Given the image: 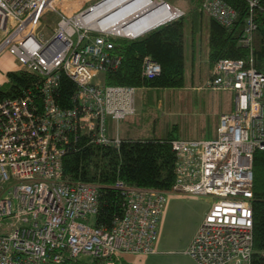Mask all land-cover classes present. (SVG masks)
Returning <instances> with one entry per match:
<instances>
[{
    "label": "built area",
    "instance_id": "2783aa9c",
    "mask_svg": "<svg viewBox=\"0 0 264 264\" xmlns=\"http://www.w3.org/2000/svg\"><path fill=\"white\" fill-rule=\"evenodd\" d=\"M67 1L0 0V59L7 53L16 71L41 77L39 100L29 93L0 101V264H65L82 256L116 264L124 256L154 254L173 192L213 198L185 251L192 260L251 264L253 158L264 151V73L253 58L218 61L207 89L233 91L235 99L234 111L220 116L217 138L172 140L177 157L172 189L118 181L113 189L125 196L124 215L111 229L96 227L100 186L66 181L63 158L80 136L120 147L122 138L109 136L108 124L136 113L137 88L105 85L100 78L120 64L111 38L131 37L96 27L86 20L89 8L72 11ZM245 1L250 8L260 5ZM202 9L225 27L238 18L224 0H205ZM49 11L58 17L47 35L41 27ZM256 30L249 17L239 43L252 50ZM160 72L159 64L145 59L146 78ZM61 74L78 86L72 108H61L54 97Z\"/></svg>",
    "mask_w": 264,
    "mask_h": 264
},
{
    "label": "trees",
    "instance_id": "16d2710c",
    "mask_svg": "<svg viewBox=\"0 0 264 264\" xmlns=\"http://www.w3.org/2000/svg\"><path fill=\"white\" fill-rule=\"evenodd\" d=\"M175 6L171 0H162ZM186 1V0H184ZM205 0H187L184 15L135 38L113 37V55L120 58L117 68L102 77L109 86H128L137 89H179L184 86V28L185 17H198L205 12ZM238 13L235 24L225 27L212 18L209 38V61L213 67L222 59L250 61L264 73V0L257 8H250L245 0H224ZM182 8V7H181ZM252 17L257 24L252 50L239 40L246 20ZM195 20V21H196ZM146 58L159 64L161 72L153 78L143 75ZM7 81L0 85V101L32 94L40 99L41 77L26 71L8 72ZM78 86L67 75L61 74L54 94L57 104L64 109L74 106ZM37 100V102H38ZM122 139L119 148L92 144L86 137L72 139L63 158L64 179L68 182L93 183L100 186L99 209L94 218L96 227L111 229L124 215L125 196L113 186L121 181L135 188L170 191L176 182L177 157L172 140ZM253 256L251 264H264V151L253 158ZM69 261L65 264H78ZM90 264H99L90 262ZM104 264V263H100Z\"/></svg>",
    "mask_w": 264,
    "mask_h": 264
},
{
    "label": "crops",
    "instance_id": "0c3cea01",
    "mask_svg": "<svg viewBox=\"0 0 264 264\" xmlns=\"http://www.w3.org/2000/svg\"><path fill=\"white\" fill-rule=\"evenodd\" d=\"M73 1L78 2L79 0ZM100 1L101 0L96 2L93 0H84L81 7H83L84 4H87L85 9H88ZM205 15H207V19L205 18ZM57 17L58 16L56 15V18ZM187 17L189 18V21L192 19L193 22L191 25V34L188 32L189 28H187L186 24L184 28V86L179 89H137L136 113L120 122L123 125L121 129L119 128L120 123L117 125L115 122L109 121V136L115 137V135L118 134L120 138L129 140H143L151 138L163 139L168 137L181 139L180 134H174L176 127L174 125L175 121H170L168 118L175 110L176 105L165 109L163 103L164 101H162L166 93L175 91L173 93H182L181 103L182 101L184 102V98L190 99L193 103H196L201 100L200 97L203 95H210L209 102L216 106L217 110L212 112V116L211 113L201 114L200 112L198 114V112L195 111L198 115H196L197 118L207 117L210 121H208L207 132H205L206 128L197 129V131H199L204 138L194 139L204 140L217 138L220 116L234 111L235 93L233 91L215 92L207 89V82L212 77L213 67L209 61V41L205 42L202 34L204 29L208 28L210 36L212 18L208 13L203 12L197 20L195 16H186L184 23L187 21ZM199 30L201 31L200 37H198ZM9 56L6 57L11 58V56ZM9 61L10 59H8L7 62L5 61L6 63L0 62V74H2L0 75V85L7 80L6 75L8 72L16 71L15 68L17 67H11ZM183 106L184 105H182V108H179L178 111L180 109L182 111ZM197 122L203 126L205 125L203 122L198 120ZM206 134H208V137H205ZM212 201L213 198H202L177 192L170 193L160 225L159 237L156 244V253L146 256L145 263L157 264L160 262L161 264H164L167 263V260L176 259V257L179 256V252H181V254L183 252L184 254L200 224L209 212ZM173 212L174 214L172 215ZM168 222L170 223L166 229V224ZM180 225H183L182 231L184 233L179 241L181 243V247L174 249L171 247V245L174 244V241H169L175 236L174 234H176V228H179ZM185 226L187 229H184ZM137 257L138 256H124L119 262H116V264H137V259H139ZM187 259L189 264H196L190 258ZM138 264H143V262Z\"/></svg>",
    "mask_w": 264,
    "mask_h": 264
},
{
    "label": "rangeland",
    "instance_id": "374dc122",
    "mask_svg": "<svg viewBox=\"0 0 264 264\" xmlns=\"http://www.w3.org/2000/svg\"><path fill=\"white\" fill-rule=\"evenodd\" d=\"M83 1L84 0H82V1L79 0L78 2H74L73 0H68L67 3L72 2L71 6L73 8H71V10L72 11H78L81 9L84 10L87 7V4H84V6L81 7ZM93 1L96 2L98 0H93ZM171 1L175 2V4H176V7L175 6H173V7H175L176 9H178L182 12L185 11L184 9H186V7H184V6L187 5V3H186L187 0L186 1H184V0H171ZM174 11H176V10H174ZM185 12H187V11H185ZM176 18H178V16ZM205 18L206 19L208 18L207 15H205ZM99 20H102V19H99ZM186 20L187 21L185 22V24L187 25V28H189L188 32L191 34L192 33L191 32V25H192L193 20L191 19L189 21L188 17L186 18ZM56 21H57L56 13L51 12V11L46 13V15L44 16L43 21H42V27H41L42 31H45L47 33V35H50V30L53 28L54 23ZM200 35H201V31L199 30L198 31V37H200ZM202 35H203L204 41L208 42L209 38H210L208 28L204 29V32ZM6 56H9V54H7V53L4 54L1 57L0 62L6 63L8 61V59H10L9 63L11 64V67L14 66V68H15L16 62L14 61V59L12 57L7 58ZM15 70H17V69L15 68ZM0 75H2V74H0ZM100 80L102 81V77L100 78ZM173 92H175V91H171V93H166L164 95V98L162 101H164L163 103H164L165 109L168 107H173L174 105H176L175 110L168 117L170 121L171 120L175 121L174 125L176 127L174 130V134H176V135L180 134L181 139H183V138L184 139H194V138L202 139V138H204V136H202L201 133L199 131H197V129L206 128L205 132H207L208 131V121H210V120H208L207 117H203V118L198 117L197 118L198 115L195 113V111L198 112V114L200 112H201V114L211 113V116H212V112L217 110V107L209 102V96L210 95L209 94L203 95L202 97H200L201 100L196 102V103H193L192 100H190V99L184 98L183 99L184 102L182 101V103H181V100H182L181 94L182 93H173ZM176 92H178V91H176ZM202 103H203V106H202ZM182 105H184L183 110L181 111V109H180L178 111L179 108H182ZM181 112H183V113H181ZM176 114H178V115H176ZM197 120L200 122H203L205 125L204 126L201 125L199 122H197ZM122 126H123L122 123H120L119 128L121 129ZM205 137H208V134H206ZM173 214H174V212L172 213V215ZM169 223L170 222H168L166 224V229H167ZM171 226H172V224H171ZM184 229H187L186 226ZM182 230H183V225H180L179 228H176V234H174L175 236L172 239H170V241H169V242L174 241L175 245L174 244L171 245V247H173L174 249H178L181 247V243L179 241L182 238V235L184 234ZM184 255L187 257H185ZM135 256H138L137 258H139V259H137V262H136L137 264L141 263V262H143V264H147V263H145V258H146V256H150V255H135ZM140 256H143V257H140ZM187 258H190V257L186 253L183 254V252H182V254H181V252H179V256H177L176 259L167 260V263H164V264H189ZM78 261H79L78 264H90V262H91L90 258L85 257V256H82L81 258H79ZM157 264H161V263L159 262Z\"/></svg>",
    "mask_w": 264,
    "mask_h": 264
},
{
    "label": "bare ground",
    "instance_id": "6f19581e",
    "mask_svg": "<svg viewBox=\"0 0 264 264\" xmlns=\"http://www.w3.org/2000/svg\"><path fill=\"white\" fill-rule=\"evenodd\" d=\"M158 7L159 5L154 1L151 2V0H111L100 8L93 10L87 15L86 20L93 21V24L100 29L113 31L116 34H125L129 37H135L140 33L145 34L146 32L144 31L148 32L150 28L152 29L159 23L174 18L177 15V12L174 10L163 11L159 9L157 12L146 16L138 23L126 29V27L132 24L135 20L147 15ZM145 10L148 11L142 16L137 17Z\"/></svg>",
    "mask_w": 264,
    "mask_h": 264
},
{
    "label": "water",
    "instance_id": "95a60500",
    "mask_svg": "<svg viewBox=\"0 0 264 264\" xmlns=\"http://www.w3.org/2000/svg\"><path fill=\"white\" fill-rule=\"evenodd\" d=\"M109 1H111V0H101L100 2H98V3H96L95 5L91 6V8H89V9L86 11V14L89 15L93 10H95V9H97V8H100L101 6H103L104 4L108 3ZM151 2H153V0H151ZM167 4H168L167 2H159V3H158L159 7H158L157 9L152 10L151 12H149L147 15H144V16H142V15H143L144 13H146L148 10H145L144 12H141L137 17H140V16H142V17L138 18V19L135 20L132 24L128 25V26L126 27V29L129 28V27H131L132 25L138 23L140 20H142V19L145 18L146 16L152 15L153 13L157 12L159 9H161V10H163V11H164V10H165V11H166V10H167V11H171V10H176V11H177V10H178V9H176L175 7L171 6V5H170V8H168V7H167ZM130 5H132V4H130ZM137 17H136V18H137ZM136 18H135V19H136ZM175 18H176V16H175L174 18L167 19L166 21H163V22L159 23L157 26L153 27L152 29L150 28L149 31L154 30V29H156V28H158V27H160V26H162V25L168 23L169 21H171V20H173V19H175ZM105 19H108V18H105ZM105 19H104V20H105ZM149 31H148V32H149ZM144 32L148 33L147 31H144ZM146 33H145V34H146ZM140 34H142V33H140ZM140 34L136 35L135 37H131V38H132V39H135V38H138V37L144 35V34H142V35H140Z\"/></svg>",
    "mask_w": 264,
    "mask_h": 264
}]
</instances>
